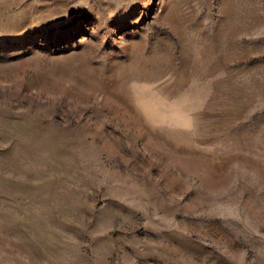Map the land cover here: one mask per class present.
<instances>
[{"label": "rangeland", "instance_id": "374dc122", "mask_svg": "<svg viewBox=\"0 0 264 264\" xmlns=\"http://www.w3.org/2000/svg\"><path fill=\"white\" fill-rule=\"evenodd\" d=\"M0 264H264V0H0Z\"/></svg>", "mask_w": 264, "mask_h": 264}]
</instances>
